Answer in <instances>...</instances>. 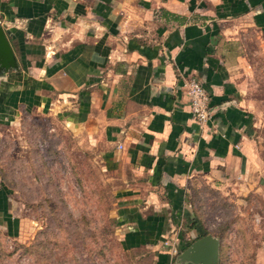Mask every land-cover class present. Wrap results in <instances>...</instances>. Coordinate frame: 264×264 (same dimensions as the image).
Wrapping results in <instances>:
<instances>
[{"label": "crops", "instance_id": "1", "mask_svg": "<svg viewBox=\"0 0 264 264\" xmlns=\"http://www.w3.org/2000/svg\"><path fill=\"white\" fill-rule=\"evenodd\" d=\"M0 25L18 66L0 75V129L39 111L103 135L123 248L179 264L163 240L188 221L191 240L174 234L180 251L201 229L185 204L190 178L238 191L254 182L255 123L241 90L249 34L264 43V0H0ZM181 75L208 93L203 123ZM11 193L1 182L0 227L14 235Z\"/></svg>", "mask_w": 264, "mask_h": 264}, {"label": "rangeland", "instance_id": "2", "mask_svg": "<svg viewBox=\"0 0 264 264\" xmlns=\"http://www.w3.org/2000/svg\"><path fill=\"white\" fill-rule=\"evenodd\" d=\"M246 51L251 70L241 95L255 123L254 182L238 191L192 176L185 192L192 219L218 239L217 264H264V43L251 33ZM105 149L95 130L39 111L1 127L0 183L12 192L18 222L14 235L0 227V264H154L150 248L121 245L120 185ZM189 228L182 219L176 229L191 240Z\"/></svg>", "mask_w": 264, "mask_h": 264}, {"label": "water", "instance_id": "3", "mask_svg": "<svg viewBox=\"0 0 264 264\" xmlns=\"http://www.w3.org/2000/svg\"><path fill=\"white\" fill-rule=\"evenodd\" d=\"M17 61L8 37L0 25V75L8 69H17ZM175 262L183 264H217L218 239L207 232L188 243L175 256Z\"/></svg>", "mask_w": 264, "mask_h": 264}, {"label": "built area", "instance_id": "4", "mask_svg": "<svg viewBox=\"0 0 264 264\" xmlns=\"http://www.w3.org/2000/svg\"><path fill=\"white\" fill-rule=\"evenodd\" d=\"M180 86L187 97L189 110L195 121L198 123L205 122L211 113V107L208 104L209 96L206 89L194 75H181ZM120 146V144H117V147ZM163 243L168 246L170 253L177 252L178 247L175 236L170 240L164 239Z\"/></svg>", "mask_w": 264, "mask_h": 264}, {"label": "trees", "instance_id": "5", "mask_svg": "<svg viewBox=\"0 0 264 264\" xmlns=\"http://www.w3.org/2000/svg\"><path fill=\"white\" fill-rule=\"evenodd\" d=\"M193 223L194 224L197 223L199 225V228H200V224H199V222L197 220L193 219ZM205 233H207V231H205L204 229H199V232H198V235L196 236V238L201 236V235H203V234H205ZM187 244H188V242H185L183 245H181L180 248H184Z\"/></svg>", "mask_w": 264, "mask_h": 264}]
</instances>
